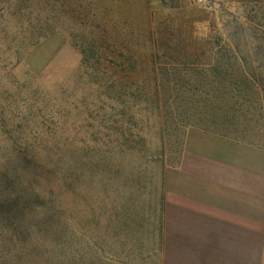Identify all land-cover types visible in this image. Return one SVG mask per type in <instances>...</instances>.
<instances>
[{
    "label": "rangeland",
    "instance_id": "obj_1",
    "mask_svg": "<svg viewBox=\"0 0 264 264\" xmlns=\"http://www.w3.org/2000/svg\"><path fill=\"white\" fill-rule=\"evenodd\" d=\"M0 15L13 28V47L20 38L16 23L30 40L23 60L0 57V63L8 61V69L18 61L15 69L33 83L30 89L60 98L59 113L38 110L25 134L50 136L36 128L56 124L59 155L75 172L73 182L63 181L38 164H19L17 156L9 170L1 157L0 264H147L128 259L135 255L100 254L95 245H103L113 225L131 224L122 216L151 214L153 184L176 163L190 125L183 120L188 104L175 92L194 86L195 74H208L216 49L252 65L264 60V0H212L208 8L192 0H0ZM232 44L240 52L229 51ZM249 72L263 76L264 67ZM108 91L134 94L123 96L118 112L129 121L98 108L96 98ZM154 92L166 94L158 105L166 118H155L157 104L137 96ZM25 112L2 92L0 138L16 137L7 131ZM9 116L17 117L10 123ZM221 125L245 127L230 119Z\"/></svg>",
    "mask_w": 264,
    "mask_h": 264
},
{
    "label": "crops",
    "instance_id": "obj_2",
    "mask_svg": "<svg viewBox=\"0 0 264 264\" xmlns=\"http://www.w3.org/2000/svg\"><path fill=\"white\" fill-rule=\"evenodd\" d=\"M122 218L131 224L105 232L100 254L147 264H264V149L188 128L176 163L153 184L151 214Z\"/></svg>",
    "mask_w": 264,
    "mask_h": 264
},
{
    "label": "trees",
    "instance_id": "obj_3",
    "mask_svg": "<svg viewBox=\"0 0 264 264\" xmlns=\"http://www.w3.org/2000/svg\"><path fill=\"white\" fill-rule=\"evenodd\" d=\"M13 15L14 13H12ZM4 18H7L6 15H0L1 60L7 59L10 61L9 57L13 56L14 59L21 61L23 60L26 48L30 45V40L24 34L21 37L24 29L16 23L17 29L14 28L19 30L20 33L18 36L20 38L17 37L18 45L13 47L12 40L15 37L13 28L9 27L7 23L8 18L7 20ZM212 47H208V49H211L209 50L210 52H212ZM228 50H233L235 53L240 52V46L238 44H232ZM217 52L218 50L216 49L214 53H211L212 57H210L207 65L209 68L208 74H203L202 72L195 74L193 76L194 86L191 85L189 89L175 92L176 96H182V100L189 107L188 112L190 115L183 117V120L190 121L188 128H197L264 149L263 144H261L264 141H260L258 138L256 139L258 137L257 135H264V75L248 73V69H252L253 66L264 67V60H257L254 62L257 64L252 65V62H249L247 59L233 57V55L226 53L218 54ZM151 54L154 56L153 52ZM16 60L15 64L8 69H6L9 64L8 61L4 64L0 63V95L3 92L4 95L5 93L9 94V97L11 96L15 102H22L27 112L20 117L21 124L16 123L18 127L13 123L11 129L7 131L8 134L16 136L15 138H0V159L3 157V165L10 170L14 168V159H12V156H17L16 161L19 164L24 166L28 165V163L38 164L47 171L46 173H49L53 177L57 178L55 175L57 173L61 175L63 181H68L69 179L70 182H73L75 175L73 163L67 165V162L59 155L58 142H60V139L56 137V131L61 128H57L56 124H54L55 126L49 124L47 129L44 126L36 128L38 129L35 131L36 133H41L43 129L44 132H52L53 134H50V136L43 137L41 135L33 138L27 137L25 134L32 130L29 129V126L25 125L26 120L32 115L37 117L38 110H44L46 116H55L56 113H59L56 107H59L60 98L46 93L42 96L35 91L36 89H30L33 87V83H29V80L26 78L24 81L20 78L19 73L15 69L18 62ZM185 82L188 83V81ZM28 85H30V88ZM261 85H263L261 88H256V86ZM108 92L110 96L100 95L99 98H96L98 108L113 111L115 109L117 115L122 118L125 117L129 121L128 113L123 115V113L118 114V112L120 110L122 112L120 104L123 102V96L133 97L134 94H124L121 91ZM165 95L163 92H154L152 94L140 93L137 96L143 102L152 100L157 104L153 113L155 118L160 120L167 117V112L159 107L161 106L159 103L160 98L164 99ZM17 105L19 104L17 103ZM15 117L17 116H9L8 122L11 123L14 121L16 119ZM227 119L245 125V127H239V129L233 127L232 130L227 129L224 125H221L227 122ZM5 123L6 119L2 122V126H5ZM35 125L32 124V126ZM18 128L20 131L17 130ZM224 129L227 130L223 131ZM2 133L4 131L1 128L0 137H2ZM119 133L121 136L122 134H129L128 130L119 131ZM85 157L88 158V154H85ZM7 159L10 161H7ZM83 165L85 170L90 171L88 160Z\"/></svg>",
    "mask_w": 264,
    "mask_h": 264
},
{
    "label": "built area",
    "instance_id": "obj_4",
    "mask_svg": "<svg viewBox=\"0 0 264 264\" xmlns=\"http://www.w3.org/2000/svg\"><path fill=\"white\" fill-rule=\"evenodd\" d=\"M192 2L198 7L208 8L210 7L212 0H192Z\"/></svg>",
    "mask_w": 264,
    "mask_h": 264
}]
</instances>
